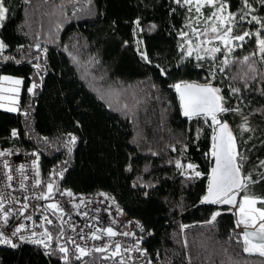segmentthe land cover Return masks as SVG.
Returning a JSON list of instances; mask_svg holds the SVG:
<instances>
[{"label": "trees", "instance_id": "1", "mask_svg": "<svg viewBox=\"0 0 264 264\" xmlns=\"http://www.w3.org/2000/svg\"><path fill=\"white\" fill-rule=\"evenodd\" d=\"M4 2L9 11L0 26L6 45L0 52V77H19L23 83L17 111L0 109V143L37 150L42 192L53 183V194L63 188L113 194L142 223L144 244L161 264H264V257L243 250L246 245L235 232L231 212L201 203L215 127L203 116L184 117L170 87L208 81L215 63L212 85L221 89L226 106L240 109L239 115L226 112L220 119L228 123L246 157L239 161L243 175L257 180L264 173L258 166L264 160V64L259 54L249 61L255 62L256 72L237 62L257 49L255 35L235 49L230 57L234 63L221 74L222 65L211 59L182 57L179 33L188 30L185 25L194 12L174 0ZM227 2L241 34L261 29L255 21L248 23L253 16L264 18L260 0H248L250 9L243 0ZM243 13L248 15L240 21ZM160 68L167 70L166 76ZM33 83L37 87L29 93ZM232 87L240 92L233 95ZM244 117L249 131L240 129ZM69 134L77 138L74 145L68 143ZM188 164L201 175H193ZM241 194L264 197V180L249 184ZM215 212L220 215L207 223ZM51 216L50 256L34 246L0 244V264L104 263L106 251L81 257L61 244L65 229L61 234V218ZM61 246L68 249L66 260Z\"/></svg>", "mask_w": 264, "mask_h": 264}, {"label": "snow or ice", "instance_id": "2", "mask_svg": "<svg viewBox=\"0 0 264 264\" xmlns=\"http://www.w3.org/2000/svg\"><path fill=\"white\" fill-rule=\"evenodd\" d=\"M174 2L179 7L186 8L189 13H191L194 8L195 13L197 14L195 17L190 18L188 23L185 25L186 28L191 29V38H188L189 33L187 31H181L179 33L181 39L184 41L180 44L183 58L192 57L195 53V59L197 61H202L206 58L211 59L219 65H222L218 68V71L219 73L223 74L225 73L226 69H228L234 63L230 57L232 56V53L235 51V49L237 47H243L246 37L251 39L252 36L255 35L257 49L253 51L250 56L246 55L241 61L237 62L246 64L249 71L256 72L257 70L253 66L255 62L253 61V63H249V61L252 60L253 56L259 54L260 63L264 64V32L261 31L264 29V18H257L256 16H253L252 19L248 21L250 24L255 21L256 24L261 25V29H258L255 34L250 31H243L241 34L234 28V25H236L235 14L228 12L229 5L227 0H174ZM260 2L264 4V0H260ZM205 6L213 8L214 11L205 16L201 11V9ZM243 6L245 8H251L248 0H243ZM8 11L9 9L5 6L4 0H0V22H3L6 19V14ZM173 11H175V9H173ZM225 13L228 14L225 15ZM247 15V13L241 14L239 16V20L244 21ZM201 19L203 20L202 27H197V25H201ZM135 24L137 28H140L139 20L135 21ZM0 26H2V23H0ZM151 27L155 28L156 26L153 24ZM201 37H204V39H201ZM213 41H219L222 47H207V45L212 44ZM185 44L187 45L186 49ZM5 47L6 45L4 42L0 40V52H2ZM37 47L39 46L37 45ZM201 51H203L204 55H201ZM218 53L222 54L224 58L218 59ZM140 55L145 62L151 63L148 55L145 52H141ZM197 66L202 67L203 65L198 64ZM34 67L39 68L40 65L36 64ZM160 73L162 76H166L167 70L160 68ZM216 74L217 69L214 63L211 68L210 75L213 79H215ZM0 80L9 81L11 84L17 86L23 83V81L20 79H13L8 76L0 77ZM36 87L37 85L33 83L32 86L28 88L29 93L33 92V89ZM170 87H173L178 93L183 116L189 119L199 116H203L206 120L210 118L212 125L215 126V134L213 136V145L211 151V155L215 159V166L211 169L207 195L202 198V203L236 205L237 189H243L245 192H247V187L249 184H256L261 180H264V173H260L257 180H253L251 174L242 175L241 169L243 165L239 161L245 160L246 157H243L239 152H237L236 140L229 129L228 123L220 119V116L226 112H235L239 115L240 109L226 106L227 101L226 98L220 94L221 89L219 87H214L210 81L204 85L180 82L170 85ZM12 91L18 93L19 89L14 88ZM239 92V88H231V93L233 95H236ZM8 111H16V108H9ZM240 127L242 131H249V128L247 127V117H244V123H242ZM16 135L17 132L13 130L12 136L15 137ZM69 136L70 139L68 143L74 145L77 138L71 134H69ZM69 151H71V149H69ZM7 154L8 153L6 152L0 151V156ZM33 155H35V153H33ZM38 159L39 158L37 157V160ZM258 166L264 167V160H261ZM5 167H7L6 162ZM33 167L36 168V175L39 176V166L37 161H33ZM177 167L179 168L183 166L177 162ZM23 169L24 166L21 165L19 169L21 174H23ZM187 169L191 170L193 175L197 177L201 175L199 171L195 170V166L193 164H188ZM57 174L62 175V173ZM7 179L11 181L13 177L9 175ZM40 184V180H35L34 186H39ZM20 186L21 188L25 187L23 182H21ZM46 187L47 191L42 192L36 197V199H51L54 184L48 183ZM60 194L66 195L68 197L73 196L71 191H65ZM101 195L105 194L101 193ZM24 199L27 200L28 197H25ZM81 202H83V200H81ZM258 203L264 205V197H255L247 194L243 196V198L239 201L238 216L240 218L237 221V226L243 225L245 228L252 227L255 229L254 232L245 231L243 233V243L246 245L243 250L248 253H258L260 256L264 257V207H256ZM27 207L28 204L25 203L23 208L27 209ZM73 207L79 208L80 205L76 204L73 205ZM2 208L3 205L0 204V209ZM47 208L52 210L53 214L59 213V218H63L64 210L58 203L48 204ZM85 215L87 214L85 213ZM218 215H220L219 212L213 213L211 219L207 223L214 222ZM0 218L3 219L4 224L6 225L9 222V212H4L3 216ZM27 218L31 219L30 216ZM62 223H67V221L62 220ZM44 224L52 225L53 221L47 216H44L43 222L40 226L44 227ZM22 228L23 225L16 227L14 231H12L11 236L15 237L21 232ZM97 231H99V229ZM141 231H144L142 227ZM60 232L61 234L63 233L62 227ZM104 232L108 236L116 235V232L113 231L111 227L104 229ZM32 235L35 236L36 233H33ZM123 235H128V233H123ZM41 236L46 238L49 242L53 239L52 234L47 228H45V230L41 233ZM253 237L255 238V243L252 240ZM80 238L83 239L84 236L81 235ZM91 238L99 239L100 237L93 233ZM20 239L24 240L25 237L21 236ZM69 241L72 243L75 242L71 238H69ZM33 242L44 244L45 241L44 239H41ZM0 244H7L12 247H16V244L13 243V240L3 232H0ZM45 246L47 247V245ZM120 247L121 246L119 244L116 245L113 256L120 253ZM77 250L81 257L88 254L86 250L79 247V245H77ZM105 250V248L96 249L98 252ZM59 251L65 253L64 259L66 260L68 249L61 246L59 247ZM77 259H79V257H77ZM149 264H151V262H149Z\"/></svg>", "mask_w": 264, "mask_h": 264}, {"label": "built area", "instance_id": "3", "mask_svg": "<svg viewBox=\"0 0 264 264\" xmlns=\"http://www.w3.org/2000/svg\"><path fill=\"white\" fill-rule=\"evenodd\" d=\"M0 151L8 153L0 156V204L3 205V208L0 209V217L3 216L4 212H9V222L6 225L3 219L0 218V232L10 237L16 245L36 244L45 256H49L51 243L41 236L46 226L45 224L44 227L40 226L44 214L47 211L49 212L47 208L49 199H36L42 193V188L41 184L34 186L35 180L41 181L40 176L36 175V168L33 167V161H37L39 166V159L37 160L39 153L37 150H24L16 145H3L1 143ZM5 162L7 167H5ZM21 165L24 166L23 174L19 171ZM9 175L13 177L11 181L7 179ZM21 182L25 185L24 188H21ZM65 191H71L73 196L68 197L60 194ZM101 193L105 195H101ZM107 195L102 190L98 192H79L63 189L52 200L64 210L62 220L67 221L64 225L70 249L78 252L77 245L84 248L86 252H98L96 251L97 248H105L109 258H106L103 264H146L144 254L133 252V247H136V245L143 247L144 234L137 235L135 233L137 220L125 214L118 202L112 206ZM25 197H28V199L25 200ZM25 203L28 204L27 209L23 208ZM76 204L80 207H73ZM29 216L31 219L27 218ZM21 225H23L21 232L12 237V231ZM108 227L116 232L115 236H108L104 232V229ZM98 229L99 231H97ZM128 230L135 237L133 244H129L131 247L126 246L124 240L126 235H123ZM33 233H36V235L33 236ZM93 233L100 238L92 239ZM81 235L84 236L83 239L80 238ZM21 236L25 239L21 240ZM69 238L75 242H70ZM41 239H44V244L33 242ZM117 244L121 246L120 253L113 256ZM157 264L161 263L157 262Z\"/></svg>", "mask_w": 264, "mask_h": 264}, {"label": "bare ground", "instance_id": "4", "mask_svg": "<svg viewBox=\"0 0 264 264\" xmlns=\"http://www.w3.org/2000/svg\"><path fill=\"white\" fill-rule=\"evenodd\" d=\"M4 76H11V75H4ZM3 77V76H2ZM12 77H14V76H12ZM19 78V77H18ZM20 80H21V78H19ZM181 82H183V81H181ZM195 82H197V81H195ZM180 83V82H179ZM200 83H208V82H200ZM174 91H175V89H174ZM176 92V91H175ZM176 94H177V92H176ZM177 98H178V95H177ZM3 100V99H2ZM19 101V100H18ZM179 101V100H178ZM7 103V102H6ZM18 105V104H17ZM180 105V104H179ZM11 112H13V111H11ZM182 112V111H181ZM183 115V114H182ZM236 138V137H235ZM236 143H237V148H238V142H237V140H236ZM212 145H213V143H212ZM211 151H212V148H211V150H210V156H211V159H212V161H213V157H212V155H211ZM238 152H239V148H238ZM39 158V157H38ZM211 169H212V163H211ZM210 172H211V170H210ZM241 173H242V170H241ZM210 174V173H209ZM242 175H243V173H242ZM209 177V176H208ZM207 187H208V184H207ZM63 189H70V188H63ZM63 189H60V190H58V191H56L53 195H52V197H51V199H49V203L50 202H53L52 200L55 198V196L57 195V193H59L61 190H63ZM70 190H72V189H70ZM99 190H101V189H99ZM99 190H96V191H92V192H98ZM206 190H207V188H206ZM102 191H105V190H102ZM240 191H241V189H240ZM105 193H107L108 195V199H109V201L111 202V205L113 206V204H115L116 202H118L117 200H116V198H115V196L113 195V194H111V193H109L108 191H105ZM205 194H206V192H205ZM205 194H204V196H205ZM203 196V197H204ZM239 197H240V192H239ZM241 198H243V197H241ZM53 203H55V202H53ZM119 203V202H118ZM200 203V202H199ZM201 203H202V201H201ZM120 204V203H119ZM205 204V203H204ZM121 205V204H120ZM207 205H209V204H207ZM210 205H220V206H222V207H225L224 205H222V204H210ZM121 207L123 208V206L121 205ZM231 207H233V211H229V212H231L233 215H234V218H235V220H236V217H235V206H231ZM123 210H124V208H123ZM53 212H52V210H50L49 209V212L47 211L45 214H44V216H47L48 218H51L52 216H51V214H52ZM124 213L125 214H127L126 212H125V210H124ZM56 215L57 216H59V213H56ZM128 215V214H127ZM43 216V217H44ZM129 216V215H128ZM130 217V216H129ZM132 218V217H131ZM133 219H135V218H133ZM135 220H137L136 221V224H135V233L137 234V235H142V234H144V239H143V247H141V246H139V245H136V247H133L134 249H133V252H135V253H143L146 257H145V261H146V264H149V262H151V264H157V262H159L160 263V261L158 260V259H156V258H154L152 255H151V253L147 250V248H146V246H145V244H144V240H145V238H146V234H145V232L143 231H141V227L143 228V226H142V223L138 220V219H135ZM61 222H62V219H61ZM237 222V221H236ZM62 225H63V229H65V225H64V223H62ZM45 226H46V228L49 230V227H48V224H45ZM239 227H241V225L239 226ZM238 227V228H239ZM144 229V228H143ZM49 232H50V230H49ZM51 233V232H50ZM65 233H66V238H65V240H61V244H63V245H66L67 246V248H69L70 249V247H69V245H68V243H67V232H66V229H65ZM128 235H126V237L124 238V240H125V243H126V246L127 247H131V245H129L130 243H132L133 244V240H134V236H133V234H132V232L130 231V230H128ZM242 240H243V238H242ZM50 243H51V253H50V255L52 254V240L50 241ZM29 246H34V247H37V248H40L38 245H36V244H28ZM21 247V246H24V245H16V247ZM41 249V248H40ZM137 249H139V250H137ZM92 252H94V251H92ZM49 255V256H50ZM107 258H109V255L107 254ZM105 261V260H104ZM141 264H145V263H141Z\"/></svg>", "mask_w": 264, "mask_h": 264}, {"label": "rangeland", "instance_id": "5", "mask_svg": "<svg viewBox=\"0 0 264 264\" xmlns=\"http://www.w3.org/2000/svg\"><path fill=\"white\" fill-rule=\"evenodd\" d=\"M208 7L209 6H205L204 8L201 9V11L204 13L205 16L209 15L212 11H214L213 8L209 7L210 8L209 9V12L206 13L205 8H208ZM192 11L194 12V17H195L197 15L195 13V9L193 8ZM227 14L228 13H225V15H227ZM202 23H203V20L201 19V25H197V27H202ZM186 31L189 33V37L188 38H191V29L188 28V30H186ZM201 39H204V37H201ZM212 46H221V45H220L219 41H213L212 44L207 45V47H212ZM186 48H187V45L185 44V49ZM201 55H204L203 51H201ZM193 56H195V53L193 54ZM217 57H223V55L220 54V53H218L217 54ZM8 77H11L13 79H19L18 77H15V76L14 77L8 76ZM212 80H213V78L210 75L209 76V80L206 81V82H209V81L212 82ZM20 87H21V85H18V86L17 85H13L9 81L1 80V82H0V108H3V109L8 110L9 108L14 107V108L17 109V104H18L19 94H20ZM14 88H18L19 89L18 93L12 91V89H14ZM101 94H102V96L105 95L103 93H101ZM107 94H108V92H107ZM14 101H15V103H14ZM207 120L209 121V123H210V125L212 127H215L214 125H212V122H211V119L210 118L207 119ZM240 129H241V127H240ZM241 131H242V129H241ZM182 171H184L185 173L187 172V170H185L183 168H182ZM242 191H243V189H241V191H240V197H243L245 195V194H241ZM255 197H257V196H255ZM51 203H53V202H50L49 204H51ZM216 206H217L218 211L221 210V209H225L226 211H233V207H231V206H225V207H222L220 205H216ZM256 207H264V206H262L261 204L258 203L256 205ZM238 227L239 226H237V222H236L235 223V232L241 234L242 225H241V227H239V228Z\"/></svg>", "mask_w": 264, "mask_h": 264}, {"label": "water", "instance_id": "6", "mask_svg": "<svg viewBox=\"0 0 264 264\" xmlns=\"http://www.w3.org/2000/svg\"><path fill=\"white\" fill-rule=\"evenodd\" d=\"M183 82H187V83H196V84H200V85H204V84H206V83H200V82H195V81H183ZM177 95H178V93H177ZM178 100H179V96H178ZM179 104H180V100H179ZM180 108H181V105H180ZM181 111H182V109H181ZM184 117H185V116H184ZM186 118H187V117H186ZM214 134H215V133H214ZM233 136H234V135H233ZM234 137H235V136H234ZM235 140H236V138H235ZM236 150H237V152H238L237 143H236ZM214 166H215V159L213 158V161H212V168H213ZM210 175H211V172H210V174H209V177H210ZM209 177H208V183H209ZM207 189H208V187H207ZM239 192H240V189H237V190H236V200H237V204H236V205L222 204V205H224V206H235V217H236V221H238V219L240 218V217L238 216V208H239V201L242 199L241 197H239ZM205 195H207V190H206V194H205ZM205 204H209V203H205ZM209 205H210V204H209ZM257 227H258V224H257ZM245 231H247V232H254L255 229L252 228V227L245 228V227L242 225V230H241L242 238H243V233H244ZM252 240H253L254 243L256 242L254 237L252 238Z\"/></svg>", "mask_w": 264, "mask_h": 264}, {"label": "crops", "instance_id": "7", "mask_svg": "<svg viewBox=\"0 0 264 264\" xmlns=\"http://www.w3.org/2000/svg\"><path fill=\"white\" fill-rule=\"evenodd\" d=\"M3 76V75H2ZM0 109H2V110H6V109H3V108H0ZM8 111V110H7ZM16 111H17V109H16ZM16 111H13V112H16Z\"/></svg>", "mask_w": 264, "mask_h": 264}]
</instances>
